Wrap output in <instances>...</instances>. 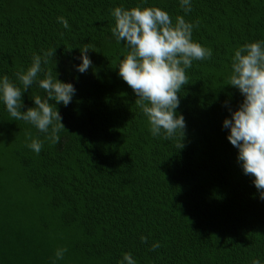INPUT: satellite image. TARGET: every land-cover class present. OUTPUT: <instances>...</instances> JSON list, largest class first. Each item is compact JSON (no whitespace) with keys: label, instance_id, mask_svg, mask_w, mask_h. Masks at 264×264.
Returning <instances> with one entry per match:
<instances>
[{"label":"trees","instance_id":"16d2710c","mask_svg":"<svg viewBox=\"0 0 264 264\" xmlns=\"http://www.w3.org/2000/svg\"><path fill=\"white\" fill-rule=\"evenodd\" d=\"M135 6L159 7L173 23L178 15L198 21L192 39L213 52L186 69L176 109L183 138L153 136L118 75L126 51L112 36L110 10ZM191 6L185 14L179 0H0V78L22 88L16 72L34 53L55 49L38 78L51 71L76 89L66 107L49 100L66 129L54 145L0 102V264H120L123 253L136 264H264V200L223 127L243 101L226 82L230 57L264 41V0ZM85 44L92 66L80 73ZM36 95L47 99L34 83L21 111ZM28 135L43 141L38 155L26 147ZM154 242L161 247L151 251ZM59 248L67 249L62 260Z\"/></svg>","mask_w":264,"mask_h":264},{"label":"clouds","instance_id":"9594fccd","mask_svg":"<svg viewBox=\"0 0 264 264\" xmlns=\"http://www.w3.org/2000/svg\"><path fill=\"white\" fill-rule=\"evenodd\" d=\"M179 3L185 14L192 11L191 0H179ZM110 11L114 19L112 36L116 43L125 45L126 51L124 58L119 60L118 75L137 97L135 105L146 117L151 134L158 136L163 132L165 139H172L179 132L183 138L186 122L176 109L180 104L179 93L188 85L186 69L193 61L208 60L213 55L210 48L192 39L193 28L199 22L194 25L178 15L173 23L168 12L155 6L116 7ZM57 21L65 29L69 28L65 17H58ZM90 47L85 44L79 48L82 62L76 70L80 73L92 66L87 55ZM54 54L55 49L43 55L34 53L31 66L26 71L16 72L22 88L14 85L7 75L0 78V102L10 116L33 125L53 145L59 142L61 130L66 129L57 107L51 106L49 100L66 107L76 92L73 84L60 81L57 75L53 77L51 71H47L43 79L38 78L41 65L48 64ZM230 59L231 71L226 82L239 91L243 101L237 110L229 109L231 117L223 121V127L229 130V143L238 149L237 161L243 174L253 178L260 199L264 200V41L245 43ZM34 83L47 93V99L33 96L34 106L21 111L24 107L22 95ZM26 147L38 155L43 141L28 135ZM176 147L181 149L184 145L181 142ZM140 239L142 243L148 242L145 236ZM160 247L159 242H154L150 250ZM66 252V248L57 249L56 260H62ZM122 256L120 264H136L131 253ZM252 264H261V261L253 259Z\"/></svg>","mask_w":264,"mask_h":264}]
</instances>
